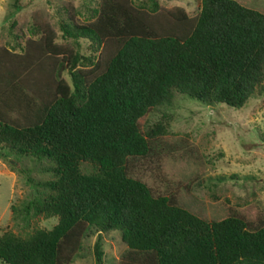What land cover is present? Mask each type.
<instances>
[{
  "label": "trees",
  "instance_id": "16d2710c",
  "mask_svg": "<svg viewBox=\"0 0 264 264\" xmlns=\"http://www.w3.org/2000/svg\"><path fill=\"white\" fill-rule=\"evenodd\" d=\"M62 30L102 45L106 58L78 67V57L62 53L47 31L44 51L62 58L45 77L28 52L0 45V158L4 147L50 163L49 179L27 176L36 194L23 211L58 219L25 235L3 232L0 259L66 264L94 225L121 231L128 246L122 264H264V218L206 221L128 169L130 157L152 150L138 119L174 91L240 108L260 88L264 13L237 0H201L194 16L178 6L149 11L131 0H101L95 21ZM82 161L92 170L82 171ZM94 252L101 264L98 242Z\"/></svg>",
  "mask_w": 264,
  "mask_h": 264
},
{
  "label": "rangeland",
  "instance_id": "374dc122",
  "mask_svg": "<svg viewBox=\"0 0 264 264\" xmlns=\"http://www.w3.org/2000/svg\"><path fill=\"white\" fill-rule=\"evenodd\" d=\"M131 1L149 11L182 7L190 16L201 7V0ZM237 1L264 13V0ZM100 4L101 0H0V45L16 54L28 52L30 65L39 66L42 73L38 75L48 77L62 58L61 53L48 55L44 51L42 42L51 31L62 53L77 56L78 67H91L90 62L101 55L106 58V49L88 38L65 36L62 25L72 29L95 21ZM61 76L70 82L67 70ZM138 124L152 150L146 156L130 157L128 169L154 193L169 195L176 204L206 221L233 214L252 223L264 218V80L240 108L199 101L174 91L168 103L150 108ZM1 152L0 235L5 231L25 235L36 228H52L56 216L25 218L23 211V205L36 194L27 176L33 181L49 179L51 174L44 167L50 163L33 155L18 157L4 147ZM80 168L89 172L92 165L82 161ZM96 242L103 251L101 264H122L128 246L121 231H98L94 225L83 232L66 264H98ZM0 264L8 263L0 259Z\"/></svg>",
  "mask_w": 264,
  "mask_h": 264
}]
</instances>
